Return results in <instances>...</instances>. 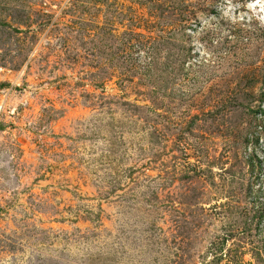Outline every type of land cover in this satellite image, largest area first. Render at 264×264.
I'll return each instance as SVG.
<instances>
[{"label":"rangeland","instance_id":"1","mask_svg":"<svg viewBox=\"0 0 264 264\" xmlns=\"http://www.w3.org/2000/svg\"><path fill=\"white\" fill-rule=\"evenodd\" d=\"M0 264H264V0H0Z\"/></svg>","mask_w":264,"mask_h":264}]
</instances>
